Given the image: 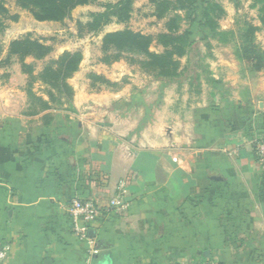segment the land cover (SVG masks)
<instances>
[{
	"label": "crops",
	"instance_id": "1",
	"mask_svg": "<svg viewBox=\"0 0 264 264\" xmlns=\"http://www.w3.org/2000/svg\"><path fill=\"white\" fill-rule=\"evenodd\" d=\"M224 71L212 78L229 80ZM76 76L68 82L75 92L73 105L31 114L27 77L19 65L5 75L7 84L0 89V242L9 253L0 264H85L89 247L72 234L66 209L74 199L104 207L121 181L127 182L128 206L120 215L103 211L90 224L91 264H182L185 241H215L217 224L234 220L226 198L243 194V187L233 183L248 177L243 168L250 159L247 146L240 136L216 132L221 117H203L202 108L191 110L192 115L182 111L169 124L163 116L140 125L134 116L107 105L116 94L81 97ZM233 84L240 100L243 78ZM89 100L93 105L86 104ZM228 106L221 112L230 113ZM169 145L176 151L174 171L168 170ZM169 171L175 172V185H168ZM251 200L244 206L243 226H256L264 241L259 233V228L264 231V201ZM200 201L206 205L202 214ZM260 259L264 264V252L255 256Z\"/></svg>",
	"mask_w": 264,
	"mask_h": 264
},
{
	"label": "rangeland",
	"instance_id": "2",
	"mask_svg": "<svg viewBox=\"0 0 264 264\" xmlns=\"http://www.w3.org/2000/svg\"><path fill=\"white\" fill-rule=\"evenodd\" d=\"M114 1L98 0L94 4L76 7L62 22L54 23L37 22L28 11L19 9L13 0H3L9 15H16L18 18L14 22L9 17L1 18L4 27L0 30V59H3L5 48L11 40L30 35L32 38L45 40V43L52 47L51 52L42 61L32 62L35 73L39 72L45 64L55 61L64 52H80L82 61L78 71L72 76L73 78L77 75L74 85L76 92H79L81 97H84L86 93L102 97L118 95L114 100L109 98L107 105L127 113L129 117L134 116L140 125L148 122V119L153 123L157 122L159 117L163 116L168 118L169 124L171 119L181 115L182 111L190 112L192 115V111L198 113L197 109L200 108L203 109L200 113L203 117L207 114L208 116L213 113L218 114L222 122L219 118L217 119L215 131L224 132L234 138L240 136L248 148L250 159L246 165H243L244 174L248 177H243V182L236 180L233 183L235 186L243 187V194H234L231 198H226L231 205V216L235 218L225 222H234V224H225L224 221L217 224L215 241H185L182 264H248L250 260L253 264L254 262L262 264V259L257 262L255 256L258 252H264V241L259 237L260 234H257L256 226H243L242 221L245 215V203L252 201V197L264 201V159L259 153L260 148L264 146V66L257 72L249 63L238 59L237 34L244 24L259 28L254 35V42L264 52V28L259 24L257 8L252 7L253 0H206L218 3L225 11V15L218 22V31L221 34L217 36L211 35L206 28L199 25L197 22L199 10L190 17H185L181 13L183 17L181 28L191 33L193 45L188 55L180 61L182 76L169 84L154 78L147 72L140 64L145 61L143 56L123 53L121 60L111 64H104L101 60L103 53L100 49V41L103 34L107 32L125 28L151 36L164 32V21H155L150 17L152 9L148 0L135 1L131 18L127 23H112L95 36L85 34L84 31L82 37L78 36L77 23L85 24L89 21L90 13L102 11V4ZM193 16L197 18V21H190ZM150 51L161 53L162 48L152 45ZM221 63L226 65L221 66ZM17 66L18 63L14 60L0 69V89H4L7 84L5 75L9 77L10 72ZM221 68H226L224 74L229 80L212 78V75H219ZM90 74L103 78L108 76V81L113 83V86L96 84L89 87L91 81L88 75ZM241 77L243 78L241 86L244 89L239 100L234 84L229 85V83ZM34 90L41 93L42 87L37 84ZM81 103L85 101L82 100ZM86 104L93 105L91 100ZM225 105H229L230 113L221 112L223 108H227ZM168 127L171 126L168 125ZM175 152V147L169 145L168 153L172 154L169 155L171 164H168V170L170 171L175 170ZM170 171L168 185H175L177 183L175 172ZM247 186L248 191L244 190ZM202 202L200 201L199 207L200 211L202 209L201 214L206 206ZM219 211L217 215L221 216L224 212L222 208H219ZM259 233L264 231L259 228ZM245 234L249 236L246 237ZM257 237L259 240L256 239ZM168 244L169 247H173L172 242L169 241ZM204 252H208V256H204Z\"/></svg>",
	"mask_w": 264,
	"mask_h": 264
},
{
	"label": "trees",
	"instance_id": "3",
	"mask_svg": "<svg viewBox=\"0 0 264 264\" xmlns=\"http://www.w3.org/2000/svg\"><path fill=\"white\" fill-rule=\"evenodd\" d=\"M15 5L24 11H28L37 22H62L70 12L79 6L94 4L98 0H13ZM137 0H115L102 4V11L90 13L89 21L85 24L77 23L78 36L100 33L104 27L116 23L125 24L131 18L133 5ZM152 11L150 17L155 21H164V32L155 36L144 35L129 29H123L103 34L100 41V49L103 53L102 62L111 64L122 59L123 53H134L143 56L145 61L140 64L151 73L154 78L163 80L166 84L176 81L183 74L181 59L188 55L192 47L191 33L181 28L184 14L190 17L199 10V21L193 16L191 22L197 21L201 27L208 30L211 35L219 33L218 22L225 15L221 5L206 0H148ZM253 8H257L258 21L264 28V0H253ZM9 17L16 21L17 16H10L3 0H0V30L4 25L1 18ZM258 27L244 24L238 31L239 41L238 59L243 60L255 71H260L264 66V52L255 44V33ZM232 35V33H230ZM226 40V39H225ZM152 45L162 48L161 53L150 51ZM207 48L210 49L209 45ZM52 50L45 40L32 38L30 35L11 40L0 60V67L8 66L15 59L20 71L27 77L25 93L29 107L35 114L37 111L50 109L69 108L72 104L73 89L68 80L78 71L82 61L80 52H64L55 61L45 64L39 72L35 73L34 63H26L27 58L34 62L42 61ZM90 86L96 84L113 86L107 79L95 75H88ZM42 87L41 94L44 100L34 92V86ZM69 106V107H67ZM37 109V111H35Z\"/></svg>",
	"mask_w": 264,
	"mask_h": 264
},
{
	"label": "built area",
	"instance_id": "4",
	"mask_svg": "<svg viewBox=\"0 0 264 264\" xmlns=\"http://www.w3.org/2000/svg\"><path fill=\"white\" fill-rule=\"evenodd\" d=\"M262 158L264 159V146L260 148ZM127 182L121 181L117 185L116 194L107 202L104 207L91 201L74 199L66 209L70 221L72 234L80 241L87 243L89 247V258L85 264H91V256L94 253V242L89 236L90 224L98 219L103 211H113L120 215L127 206ZM9 253V247L0 242V263L3 262Z\"/></svg>",
	"mask_w": 264,
	"mask_h": 264
},
{
	"label": "water",
	"instance_id": "5",
	"mask_svg": "<svg viewBox=\"0 0 264 264\" xmlns=\"http://www.w3.org/2000/svg\"><path fill=\"white\" fill-rule=\"evenodd\" d=\"M214 180H218V179L215 178ZM89 236L91 237V232L89 233ZM203 255H204V256H208V252H204Z\"/></svg>",
	"mask_w": 264,
	"mask_h": 264
}]
</instances>
